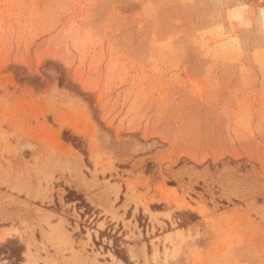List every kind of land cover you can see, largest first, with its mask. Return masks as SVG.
<instances>
[{"label": "rangeland", "instance_id": "1", "mask_svg": "<svg viewBox=\"0 0 264 264\" xmlns=\"http://www.w3.org/2000/svg\"><path fill=\"white\" fill-rule=\"evenodd\" d=\"M1 227L20 264H264V0H0Z\"/></svg>", "mask_w": 264, "mask_h": 264}, {"label": "trees", "instance_id": "2", "mask_svg": "<svg viewBox=\"0 0 264 264\" xmlns=\"http://www.w3.org/2000/svg\"><path fill=\"white\" fill-rule=\"evenodd\" d=\"M0 248L2 252L8 254L9 258L14 257L17 260V264H20L18 262L22 261L21 253L23 251V246L19 245L16 240H9L6 244L2 245V247Z\"/></svg>", "mask_w": 264, "mask_h": 264}, {"label": "crops", "instance_id": "3", "mask_svg": "<svg viewBox=\"0 0 264 264\" xmlns=\"http://www.w3.org/2000/svg\"><path fill=\"white\" fill-rule=\"evenodd\" d=\"M6 228L5 227H1L0 228V240H2V239H4V237H5V233L7 232L8 233V231H4ZM3 232H5V233H3ZM3 233V234H2ZM4 235V236H3ZM3 236V238H1Z\"/></svg>", "mask_w": 264, "mask_h": 264}]
</instances>
